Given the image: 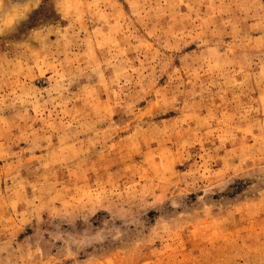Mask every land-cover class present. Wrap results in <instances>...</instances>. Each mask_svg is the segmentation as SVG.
Here are the masks:
<instances>
[{"label":"rangeland","instance_id":"rangeland-1","mask_svg":"<svg viewBox=\"0 0 264 264\" xmlns=\"http://www.w3.org/2000/svg\"><path fill=\"white\" fill-rule=\"evenodd\" d=\"M0 264H264V0H0Z\"/></svg>","mask_w":264,"mask_h":264}]
</instances>
